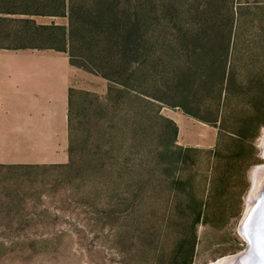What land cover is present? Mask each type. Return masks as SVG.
I'll use <instances>...</instances> for the list:
<instances>
[{
  "label": "rangeland",
  "instance_id": "obj_1",
  "mask_svg": "<svg viewBox=\"0 0 264 264\" xmlns=\"http://www.w3.org/2000/svg\"><path fill=\"white\" fill-rule=\"evenodd\" d=\"M108 3L125 22L148 16L157 30L205 13L228 23L232 9L239 47L233 56L236 80L247 88L264 72V0ZM146 31L145 41L152 39L153 30ZM162 46L156 48L158 55ZM170 77L158 76L157 83L171 87ZM119 90L111 109L105 107L107 91L101 105L81 94L75 97L72 169L0 166V264H170L189 228L191 198L207 205L208 216L197 227L194 264H215L246 251L241 224L254 171L264 167V126L253 149L247 146L243 160L233 164L224 181L230 140L216 153L217 128L163 107L160 115L179 128L174 140L155 108L150 120L141 122L132 93ZM198 100L209 111L217 104L213 89ZM81 108L87 109L84 120Z\"/></svg>",
  "mask_w": 264,
  "mask_h": 264
},
{
  "label": "trees",
  "instance_id": "obj_2",
  "mask_svg": "<svg viewBox=\"0 0 264 264\" xmlns=\"http://www.w3.org/2000/svg\"><path fill=\"white\" fill-rule=\"evenodd\" d=\"M209 16L212 15L205 13L202 18L172 22L169 28L157 30L148 16L144 21L137 17L133 23L125 22L108 0H0V50H52L68 54L73 67L108 83L106 108L115 104L121 87L128 89L141 122L149 121L150 109L155 108L156 117L171 127L174 140L179 128L160 115L163 107L178 109L217 128L216 153L220 154L226 138L230 140L224 154L228 162L225 181L233 164L243 160L247 146L253 149V141L264 126V72L251 79L247 88L236 80L238 69L233 56L239 47L234 10L229 11L228 23L211 20ZM35 18L64 19L67 25H39ZM149 29L153 30L152 39L145 41L142 32ZM168 36L170 40L164 48L162 42ZM160 45L162 55L156 51ZM165 75L171 76V87L157 83L158 76ZM210 89L217 102L215 110L209 108L211 111L208 104L198 100L200 94ZM78 94L98 105L102 103L97 94L70 90V162L57 166L62 169L75 165ZM79 113L86 119V108ZM191 151L194 150L187 149L186 153ZM96 155L100 157L101 153ZM187 209L191 213L189 228L179 239L170 264H194L197 227L207 223V205L202 200L191 198Z\"/></svg>",
  "mask_w": 264,
  "mask_h": 264
},
{
  "label": "crops",
  "instance_id": "obj_3",
  "mask_svg": "<svg viewBox=\"0 0 264 264\" xmlns=\"http://www.w3.org/2000/svg\"><path fill=\"white\" fill-rule=\"evenodd\" d=\"M35 21L67 25L57 18ZM72 89L101 97L107 85L73 67L66 53L0 50V166L69 164Z\"/></svg>",
  "mask_w": 264,
  "mask_h": 264
},
{
  "label": "bare ground",
  "instance_id": "obj_4",
  "mask_svg": "<svg viewBox=\"0 0 264 264\" xmlns=\"http://www.w3.org/2000/svg\"><path fill=\"white\" fill-rule=\"evenodd\" d=\"M264 141V139H263ZM254 178H255V182L250 194V198L251 201H248V208L246 210V214L243 218L242 221V234L245 238V240L247 241L248 245H250V253L247 259L243 260V261H238L235 262L233 261L234 258L230 257V258H226L223 260H220L218 263L215 264H257V262L259 261V253L257 250H254V248L252 247L253 245V241L249 235L250 230H252V220L254 218V222H255V226L256 228H261L263 229L264 226V219L261 220L262 215L260 216V214H252V210L256 205V202H260V200L262 198H264V167H258L255 169L254 171ZM254 216V217H253ZM253 222V225H254ZM264 230V229H263ZM233 262V263H232Z\"/></svg>",
  "mask_w": 264,
  "mask_h": 264
},
{
  "label": "water",
  "instance_id": "obj_5",
  "mask_svg": "<svg viewBox=\"0 0 264 264\" xmlns=\"http://www.w3.org/2000/svg\"><path fill=\"white\" fill-rule=\"evenodd\" d=\"M255 179V178H254ZM248 201H251V199H249ZM252 214H260V216L262 215V219H264V198H262L260 200V202H256V205L255 207L253 208L252 210ZM254 217V216H253ZM253 222H254V218L252 220V230H250L249 232V235L253 241V248L254 250H257L258 253H259V261L257 262V264H264V226H263V229L261 228H256L255 226V222H254V225H253ZM264 222V221H263ZM242 224H241V232H242ZM243 236V234H242ZM243 239L245 241V244H246V251L238 256H235L233 257L235 262H240V261H243L245 259L248 258L249 256V253H250V245H248L247 241L245 240L244 236H243ZM233 263V262H232Z\"/></svg>",
  "mask_w": 264,
  "mask_h": 264
}]
</instances>
